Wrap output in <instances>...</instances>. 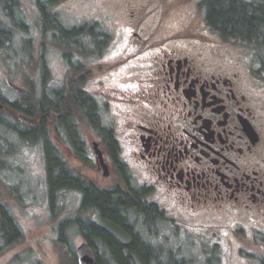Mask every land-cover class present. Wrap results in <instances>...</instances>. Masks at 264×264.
<instances>
[{
  "label": "flooded vegetation",
  "instance_id": "flooded-vegetation-1",
  "mask_svg": "<svg viewBox=\"0 0 264 264\" xmlns=\"http://www.w3.org/2000/svg\"><path fill=\"white\" fill-rule=\"evenodd\" d=\"M172 5L140 0L114 29L118 50L109 32L91 44L94 83L92 90L80 89L93 115L79 112L76 144L98 177L95 153L101 151L104 180H111L96 182L99 188L152 203L153 218L173 203L178 229L216 244L224 256L227 235L243 241L249 227L257 238L260 230L249 223L264 219V119L253 93L258 81L215 49L213 38L221 35L205 15L195 18L194 9L179 25H167ZM58 142L79 158L68 142Z\"/></svg>",
  "mask_w": 264,
  "mask_h": 264
},
{
  "label": "rangeland",
  "instance_id": "rangeland-1",
  "mask_svg": "<svg viewBox=\"0 0 264 264\" xmlns=\"http://www.w3.org/2000/svg\"><path fill=\"white\" fill-rule=\"evenodd\" d=\"M8 1L10 0H0V28L10 26L3 8V3ZM13 1L18 3L17 7L21 11L25 26L23 29L10 26L12 33L8 34L11 37L10 48L7 50L5 47L0 48V89L4 94L11 101L21 99L23 93L10 87L7 83L10 80L24 88L26 93L29 90L31 95L36 96L40 90L41 64L47 66L51 75V79L48 83L46 82L50 88L66 89L70 79L79 78L80 87L92 90L94 83L92 74L95 71L94 68L92 69L91 62L93 53H78L76 51V61L83 62L84 69L82 71L72 70L64 56L68 47L57 45L53 34L49 30L43 29L37 0ZM41 1H45L44 7L65 28L89 23L105 33L114 34L116 43L112 50L120 48L119 35L114 29L126 23L128 9L140 2V0ZM166 1L173 4L166 19L169 26H176L187 20L192 15L191 10L194 9L197 11L195 18L204 19L203 0ZM25 38L31 41L29 52H26L27 49L24 48L23 39ZM213 39L217 44L216 50L233 61H237L240 65L248 67L257 79L258 87L254 89L253 93L261 107L264 119V43L256 47L249 41L227 36L218 37L215 35ZM77 118L78 114L76 113L74 120L76 121ZM46 119L48 120L50 138L59 146L69 167L76 174L94 183L107 185L111 179L104 180L105 176L102 175L101 167L102 174L98 177L90 159L86 163L82 159L76 158L64 145L58 142L54 131L55 117L51 115ZM0 136V201L4 202L12 211L24 232L21 243L0 255V264H74V261L71 260L72 257L77 264L76 247L85 239L75 225L65 226L62 230L63 233L59 232L58 225L62 220L74 217L78 213L79 193L76 191L63 193L59 198L58 205L52 211L47 196L45 164L40 143H26L14 133L2 130ZM63 141L64 139H62ZM8 147H13L15 150L7 152ZM172 204H165L168 212L155 220L152 218L147 224L143 223L141 217H132L128 220L134 228L131 231L152 245L160 246L164 254L170 251L175 256L184 258L188 264H264V246L262 245L264 243V219L257 220L256 223H249L260 230L257 238L255 235L258 231L251 230L249 227L242 234L243 241H238L227 235L224 246H222L225 250L223 256V250L221 251V248L216 244L209 245L198 236L184 232L182 227L178 229L175 209H171ZM100 253L105 256V253L101 251ZM15 258L19 261L12 260Z\"/></svg>",
  "mask_w": 264,
  "mask_h": 264
},
{
  "label": "trees",
  "instance_id": "trees-1",
  "mask_svg": "<svg viewBox=\"0 0 264 264\" xmlns=\"http://www.w3.org/2000/svg\"><path fill=\"white\" fill-rule=\"evenodd\" d=\"M44 2L37 0L43 29L53 34L57 45L68 47L64 56L72 70L82 71L84 63L76 61L77 53L75 52H87L93 42L102 43L101 37L106 33L89 23L65 28L44 7ZM17 5L16 1L10 0L3 3V8L10 26L23 29L25 24ZM203 6L205 20L221 36L249 41L256 47L264 43V2L262 0L255 2L203 0ZM10 26L0 28V33H2L0 48L5 47L6 50L11 45ZM23 44L27 49L26 52H29L31 41L25 38ZM50 79L51 75L47 66L41 64L40 90L36 96L31 95L27 90L26 94L21 95V99L11 101L0 89V131L14 133L26 143H40L45 164L47 196L52 211L58 205L63 193L67 191L79 193L78 213L74 217L62 220L58 225L59 232L63 233L65 226L75 225L85 241L94 249L98 264H188L184 258L175 256L170 251L164 254L160 246L152 245L131 231L127 221L131 217H141L143 223L147 224L153 218L152 216L156 215L152 211L155 209L152 203L146 202L144 205L140 200L134 201L133 198L124 194L113 196L89 179L76 174L69 167L59 146L50 138L46 118L51 115L55 117V138L68 142L73 152L84 160L85 152L76 144L79 133L75 126L74 115L76 113L79 115V112L93 115V105L88 95L80 89L79 78L70 79L66 89L50 88L47 86ZM19 113L32 119V122L20 120ZM14 150L13 147L7 148V152ZM95 212L105 218L115 220V223L118 222L120 227L132 235V242L129 245H123L110 233L100 228L92 220V214ZM157 212L159 216L153 220L164 215L163 210ZM23 237L24 232L16 217L8 206L0 201V255L21 243ZM100 251L105 253V256H102ZM12 260L19 261L16 258ZM71 260L75 264L74 257Z\"/></svg>",
  "mask_w": 264,
  "mask_h": 264
},
{
  "label": "water",
  "instance_id": "water-1",
  "mask_svg": "<svg viewBox=\"0 0 264 264\" xmlns=\"http://www.w3.org/2000/svg\"><path fill=\"white\" fill-rule=\"evenodd\" d=\"M7 83L14 90L23 94L26 93V90L24 88L16 85L14 82L9 80ZM19 118L28 123L32 122V119L26 117L22 113H19ZM95 154L98 155L99 157L103 169V175L107 176L108 167L103 161L101 151L99 149H96ZM92 220L100 228H102L103 230L107 231L112 236H114L121 244L129 245L131 243L132 237L130 236V234L127 233L122 227H120L118 224L114 223L110 219L105 218L101 216L99 213L95 212L92 214ZM75 253H76L77 264H98L94 249L85 240L82 241L76 247Z\"/></svg>",
  "mask_w": 264,
  "mask_h": 264
}]
</instances>
